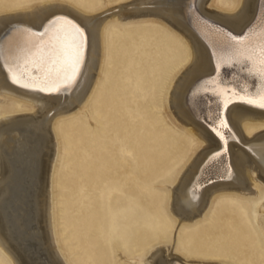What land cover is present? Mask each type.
I'll return each instance as SVG.
<instances>
[{
  "label": "bare ground",
  "instance_id": "1",
  "mask_svg": "<svg viewBox=\"0 0 264 264\" xmlns=\"http://www.w3.org/2000/svg\"><path fill=\"white\" fill-rule=\"evenodd\" d=\"M222 3L108 0L100 9L99 0L79 5L31 0L26 8L0 15L5 56L25 46L29 30L51 35L63 26L54 17H67L83 30L85 41L79 78L58 92L14 85L7 62L0 63V250L11 264H106L110 251L99 245L75 261L66 259L52 229L55 120L83 109L85 120H106L116 136L112 143L123 146L128 161L136 160L121 170L108 168L106 157L99 156V174L87 186L92 190L82 193L81 200L88 201L83 210L96 211L94 238H113L114 261L135 264L131 256L146 250L144 264H237L182 253L175 235H165L162 227L171 217L203 216L210 199L224 190L255 199L253 221L264 239V110L236 99L256 98L262 85L258 75L241 71L243 63H226L232 49L225 47H237L230 36L247 43L264 28V0ZM124 6L131 9L113 12ZM42 77L33 70L22 83L45 87ZM15 100L29 106L28 112L12 109ZM158 111L185 134L179 148L159 127ZM218 115L228 124L222 136L213 131ZM215 153L220 155L209 159ZM210 178L217 182L203 188ZM105 196L108 208L102 206Z\"/></svg>",
  "mask_w": 264,
  "mask_h": 264
},
{
  "label": "rangeland",
  "instance_id": "2",
  "mask_svg": "<svg viewBox=\"0 0 264 264\" xmlns=\"http://www.w3.org/2000/svg\"><path fill=\"white\" fill-rule=\"evenodd\" d=\"M30 1L0 0V15L26 8ZM33 1L44 3L56 0ZM69 1L77 5L83 2V0ZM219 1H222V4H229V0ZM107 2L108 0H99L100 9H103ZM130 9L131 6H124L114 9L113 12ZM106 26H109V23ZM15 101L16 107L12 106V109L28 112L26 110L29 106L23 101ZM154 115L160 120L158 125L164 130L163 134L166 136V131H169V134L173 136L172 140H169L173 148H179L178 142L185 138L181 128L166 115L164 116L161 111L155 112ZM86 118L88 119V113L83 109L79 113L61 116L55 120L57 139L53 142L57 144V150L51 185L52 229L59 250L68 260L75 261L76 258L81 257V253L99 245L110 251L107 255L106 264H124L113 260V238L109 239L106 236L100 238V241L94 238L95 232L92 231L91 217L96 211L93 209L83 210L88 201L84 199L82 201L81 198L83 192L92 190V188L88 189L87 186L88 184L92 185L95 178L94 174H99L95 167L97 164L95 161L98 160L99 156L106 157L107 161L103 164L108 168L110 165H116L121 170L128 164H135L136 160L131 158V162L128 161L125 158L127 153H125L123 146L112 143L111 140L116 136L115 133L108 130L106 120L92 123L91 120H85ZM99 137L103 138L100 139ZM100 140L104 142L101 148L98 145ZM106 142L111 143L106 144ZM165 142L166 140H164ZM102 160L100 159V162ZM130 177H135V174ZM216 182L217 179L210 178L203 188ZM155 187L164 189L165 186L156 184ZM137 189L143 191L150 189V186L145 189L138 186ZM104 198L102 206L108 208L109 199L107 196ZM255 206V199H248L234 191H219L215 197L210 199L203 216L192 221H176L174 217H171L162 227L165 230V235H175L176 247L182 253L204 258H220L226 261H234L237 264H264V239L253 221ZM165 207L164 205L163 209ZM81 242L83 245L80 244ZM158 242L159 240L154 241L153 247H157ZM84 245H87L88 249L83 247ZM191 249L195 252H186ZM145 251L141 250L134 253V256H131L132 262L135 264L146 263ZM91 253H95V250H92ZM0 264H11L1 250Z\"/></svg>",
  "mask_w": 264,
  "mask_h": 264
},
{
  "label": "snow or ice",
  "instance_id": "3",
  "mask_svg": "<svg viewBox=\"0 0 264 264\" xmlns=\"http://www.w3.org/2000/svg\"><path fill=\"white\" fill-rule=\"evenodd\" d=\"M62 22L61 27L51 31L36 33L29 32L25 38V46L17 51L9 50L7 56L3 46H0V63L7 62V79L14 85L25 89H36L42 92H58L62 86L74 84L79 78L82 70V61L84 53V33L81 28L73 24L67 17H54ZM48 40L44 41V37ZM34 38V39H33ZM235 42L237 47L225 45L231 48L232 53L226 63L231 66L232 62L243 63L245 65L241 71H247L249 75H258L261 82V88L256 98H245L237 96L246 106L264 110V28H261L258 35L249 38L247 43L242 38L234 36L229 37ZM244 45V47H238ZM248 62L252 67H248ZM33 70L43 72L42 81L46 85L41 87L40 84L22 83L23 80L31 78ZM209 89L204 88L207 92ZM196 94V93H194ZM230 101H225L227 107ZM217 123L213 125V131L218 136H222L221 129L227 128V121L220 115L217 116ZM220 153H215L213 157ZM196 189L194 188L193 191Z\"/></svg>",
  "mask_w": 264,
  "mask_h": 264
}]
</instances>
